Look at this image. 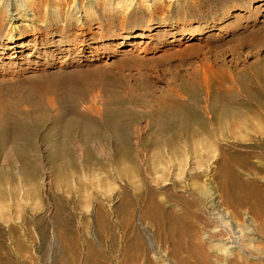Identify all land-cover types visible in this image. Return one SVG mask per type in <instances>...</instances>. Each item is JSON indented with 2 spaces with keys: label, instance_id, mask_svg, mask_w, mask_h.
<instances>
[{
  "label": "rangeland",
  "instance_id": "374dc122",
  "mask_svg": "<svg viewBox=\"0 0 264 264\" xmlns=\"http://www.w3.org/2000/svg\"><path fill=\"white\" fill-rule=\"evenodd\" d=\"M167 1L82 24L46 1L48 45L162 27L0 77V264H213L195 239L209 194L264 236V8ZM179 26L207 32L178 43Z\"/></svg>",
  "mask_w": 264,
  "mask_h": 264
},
{
  "label": "bare ground",
  "instance_id": "6f19581e",
  "mask_svg": "<svg viewBox=\"0 0 264 264\" xmlns=\"http://www.w3.org/2000/svg\"><path fill=\"white\" fill-rule=\"evenodd\" d=\"M46 1L48 0H0V77H9L21 73L23 70L36 67H49L58 63H80L81 60H92L105 54L106 48L112 44L124 46L135 44L128 42L129 39L136 40L142 37L145 32L154 31L149 35L150 40L157 38L158 27L149 23L141 32L129 34L117 33L113 37L106 38L103 35L97 36L98 31L77 34L71 44H64L63 41H55V45L42 43L37 39L40 31L41 19L46 15ZM51 2V13L58 20L86 23L93 18L99 10H108L115 13L126 14L135 9L152 8L159 15H163V8L160 5L164 0H49ZM174 1V2H173ZM197 0H170L169 7L175 3L176 6L194 3ZM173 2V3H171ZM263 0H259L254 7L248 9L256 17L264 8ZM250 5V4H248ZM248 5H243L248 7ZM233 11V9H230ZM228 11V14L232 12ZM157 14V15H158ZM159 17V16H158ZM161 18V17H160ZM34 33H27L28 29ZM207 32L206 30H194L191 27H177L171 33L173 38L180 43L181 38L189 37L185 42H190L195 36ZM100 32V31H99ZM219 35L221 29L217 30ZM117 36V37H116ZM218 36V34L216 35ZM87 39H79V38ZM105 38L103 41L97 38ZM77 38V39H76ZM96 40V41H95ZM120 42H119V41ZM86 41L88 43H86ZM93 41V42H92ZM90 42V43H89ZM139 43V42H138ZM114 47V46H113ZM64 57V58H63ZM29 89V88H28ZM0 93V104L5 99ZM95 116L100 115L99 108L90 111ZM200 194L207 195V192L200 189ZM209 203L216 209L204 224L201 231L196 235L198 248L206 255V259L213 264H248L249 261H260L264 264V236L257 235L252 220L246 222L238 220L226 209L220 208L218 196L209 194Z\"/></svg>",
  "mask_w": 264,
  "mask_h": 264
}]
</instances>
